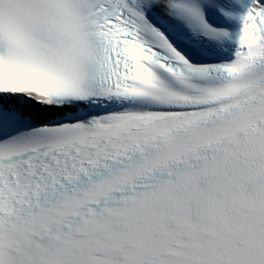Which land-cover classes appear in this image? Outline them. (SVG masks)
I'll use <instances>...</instances> for the list:
<instances>
[{
  "label": "snow or ice",
  "instance_id": "snow-or-ice-1",
  "mask_svg": "<svg viewBox=\"0 0 264 264\" xmlns=\"http://www.w3.org/2000/svg\"><path fill=\"white\" fill-rule=\"evenodd\" d=\"M0 264H264V0H0Z\"/></svg>",
  "mask_w": 264,
  "mask_h": 264
}]
</instances>
